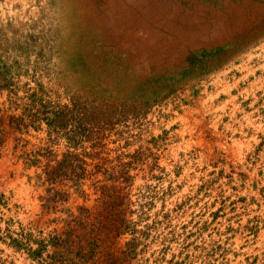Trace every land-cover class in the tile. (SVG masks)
I'll return each instance as SVG.
<instances>
[{
    "label": "rangeland",
    "instance_id": "rangeland-1",
    "mask_svg": "<svg viewBox=\"0 0 264 264\" xmlns=\"http://www.w3.org/2000/svg\"><path fill=\"white\" fill-rule=\"evenodd\" d=\"M0 116V264H264V0H0Z\"/></svg>",
    "mask_w": 264,
    "mask_h": 264
},
{
    "label": "trees",
    "instance_id": "trees-1",
    "mask_svg": "<svg viewBox=\"0 0 264 264\" xmlns=\"http://www.w3.org/2000/svg\"><path fill=\"white\" fill-rule=\"evenodd\" d=\"M0 119H1V116H0ZM0 123H1V120H0ZM45 173H46L48 179H52L53 178V175H55L56 172L53 171V170H46ZM116 218L117 217H113L114 221L116 220ZM75 264H80V263L79 262H76Z\"/></svg>",
    "mask_w": 264,
    "mask_h": 264
}]
</instances>
